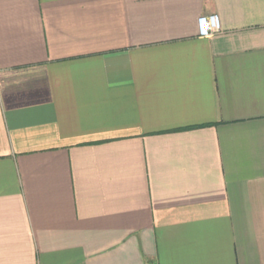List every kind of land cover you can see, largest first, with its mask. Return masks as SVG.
Returning a JSON list of instances; mask_svg holds the SVG:
<instances>
[{"label":"crops","instance_id":"1","mask_svg":"<svg viewBox=\"0 0 264 264\" xmlns=\"http://www.w3.org/2000/svg\"><path fill=\"white\" fill-rule=\"evenodd\" d=\"M0 264H264V0H0Z\"/></svg>","mask_w":264,"mask_h":264},{"label":"built area","instance_id":"2","mask_svg":"<svg viewBox=\"0 0 264 264\" xmlns=\"http://www.w3.org/2000/svg\"><path fill=\"white\" fill-rule=\"evenodd\" d=\"M197 25H198V36L200 38H209L213 34L218 33L221 29L220 19L216 14L199 17L197 21Z\"/></svg>","mask_w":264,"mask_h":264}]
</instances>
